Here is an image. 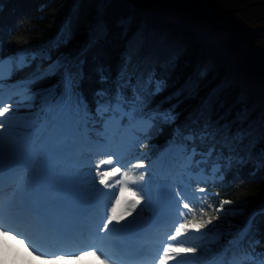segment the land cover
Instances as JSON below:
<instances>
[{"label":"snow or ice","instance_id":"snow-or-ice-1","mask_svg":"<svg viewBox=\"0 0 264 264\" xmlns=\"http://www.w3.org/2000/svg\"><path fill=\"white\" fill-rule=\"evenodd\" d=\"M110 43L103 19L87 21L76 38L69 16L48 46L17 49L10 56L0 53V235H20L9 226L31 228L54 238L76 229L115 250L106 264H127L133 246L158 222L159 213L174 207L183 218L182 209L191 212L192 208L186 202L187 193L175 191L177 183L154 182L152 162L146 165L138 157L128 161L132 168L144 169L138 177L123 171L121 147L143 146L144 139L167 127L170 137L161 153L162 166L173 168L180 163L193 174L207 172L201 165L211 163L215 171L222 167L218 161L227 160L230 165L233 159L241 160L239 149L246 142L264 139V114L254 122L244 112L232 118L230 110L222 112L223 101L216 90L201 95L207 69H197L167 97L169 106L161 107L156 97L168 83L156 62L130 41L113 64ZM13 95L16 100L10 99ZM185 99L193 102L181 107ZM20 108L27 111L20 113ZM114 132L120 134L119 140ZM93 156L105 157L95 165L94 175ZM117 174L118 192L102 191L112 186L110 178ZM138 181L142 182L139 192L131 187ZM104 198L110 204L103 203ZM231 203L221 200L213 214L202 209L200 219H183L175 234L192 230L210 237L218 250H207L210 258L205 264H264V250H258L264 242V228L257 222L258 216L264 217V204L237 224L229 216H243L244 208H224ZM101 207L105 211H99ZM20 239L25 237L20 235ZM30 246L38 252L35 244ZM197 251L196 247L165 245L159 264L169 260L190 264L181 257ZM90 253L94 254L92 249L81 251V255Z\"/></svg>","mask_w":264,"mask_h":264},{"label":"trees","instance_id":"trees-1","mask_svg":"<svg viewBox=\"0 0 264 264\" xmlns=\"http://www.w3.org/2000/svg\"><path fill=\"white\" fill-rule=\"evenodd\" d=\"M75 2L3 0L0 21L6 31L5 48L31 47L43 42L57 29ZM102 2L80 1L72 16L76 38ZM208 2L209 12L220 21L233 23L235 16L248 26L264 24V0ZM218 11L223 15L217 16ZM101 19L109 30L111 63L115 64L128 43L135 41L141 45L142 55L147 51L149 57L162 60L168 71V76L165 75L167 93L180 88L197 69H207L201 81V95L218 88L217 93L223 101L222 112L230 110V118L244 112L248 120L254 122L264 114V39L207 27L195 0H106ZM152 20L157 23L149 31ZM245 147L239 149L242 159L237 161L249 165L241 170L240 180L229 198L236 207L247 205L245 208H251L264 201V163L261 162L264 139L257 137L250 145L246 142ZM254 168L259 171L252 173Z\"/></svg>","mask_w":264,"mask_h":264},{"label":"water","instance_id":"water-1","mask_svg":"<svg viewBox=\"0 0 264 264\" xmlns=\"http://www.w3.org/2000/svg\"><path fill=\"white\" fill-rule=\"evenodd\" d=\"M196 2L202 18L209 27L216 28L219 30H229L246 36H251V37L258 36L260 38H264V25L258 27H247L245 24L241 22H238L237 25L219 24V22L215 20L207 11L206 0H196Z\"/></svg>","mask_w":264,"mask_h":264},{"label":"rangeland","instance_id":"rangeland-1","mask_svg":"<svg viewBox=\"0 0 264 264\" xmlns=\"http://www.w3.org/2000/svg\"><path fill=\"white\" fill-rule=\"evenodd\" d=\"M218 14L223 15L222 13H219V11H218ZM231 15H233V14H231ZM232 22H233V23L220 21L219 24H223V25H231V24H235V23H238V22H241V23L245 24L242 20L237 19L235 16L233 17ZM245 25H246V24H245ZM246 26H248V25H246ZM213 29H214V28H213ZM216 30H218V29H216ZM255 38H256V37H255ZM259 39H262V38H259ZM263 39H264V38H263Z\"/></svg>","mask_w":264,"mask_h":264},{"label":"bare ground","instance_id":"bare-ground-1","mask_svg":"<svg viewBox=\"0 0 264 264\" xmlns=\"http://www.w3.org/2000/svg\"><path fill=\"white\" fill-rule=\"evenodd\" d=\"M155 23H157V21H154L152 24H155ZM251 38H254V37H251ZM259 38H260V37H257L256 40H259ZM262 39H263V38H262ZM244 211H247V209L244 208ZM207 256L210 257V253H209V252L207 253Z\"/></svg>","mask_w":264,"mask_h":264}]
</instances>
